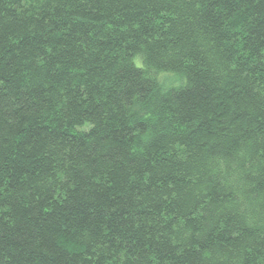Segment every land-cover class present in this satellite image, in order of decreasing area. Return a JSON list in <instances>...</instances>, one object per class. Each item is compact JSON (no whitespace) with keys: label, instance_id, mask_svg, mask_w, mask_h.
I'll list each match as a JSON object with an SVG mask.
<instances>
[{"label":"trees","instance_id":"1","mask_svg":"<svg viewBox=\"0 0 264 264\" xmlns=\"http://www.w3.org/2000/svg\"><path fill=\"white\" fill-rule=\"evenodd\" d=\"M0 264H264V0H0Z\"/></svg>","mask_w":264,"mask_h":264}]
</instances>
